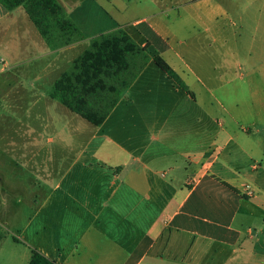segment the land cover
I'll return each instance as SVG.
<instances>
[{"label":"crops","instance_id":"0c3cea01","mask_svg":"<svg viewBox=\"0 0 264 264\" xmlns=\"http://www.w3.org/2000/svg\"><path fill=\"white\" fill-rule=\"evenodd\" d=\"M56 1L77 43L122 29L149 60L101 126L48 91L16 115L0 82V244L24 264H264V0ZM62 51L0 4V71Z\"/></svg>","mask_w":264,"mask_h":264},{"label":"trees","instance_id":"16d2710c","mask_svg":"<svg viewBox=\"0 0 264 264\" xmlns=\"http://www.w3.org/2000/svg\"><path fill=\"white\" fill-rule=\"evenodd\" d=\"M0 4L9 12L24 7L52 49L51 27L54 24L61 27L62 33L81 36L78 29L65 19L63 9L56 0H0ZM145 51L122 29L93 39L89 49L75 60L74 70L62 74L48 94L90 123L101 126L149 60ZM137 58H142V64L133 73L132 62ZM153 60L181 89L189 92L181 77L162 57L154 56ZM28 264L57 263L32 250Z\"/></svg>","mask_w":264,"mask_h":264},{"label":"rangeland","instance_id":"374dc122","mask_svg":"<svg viewBox=\"0 0 264 264\" xmlns=\"http://www.w3.org/2000/svg\"><path fill=\"white\" fill-rule=\"evenodd\" d=\"M51 28L52 45L54 49H62L61 53L31 63L26 67L21 65L16 69L0 71V82L14 86L7 89L10 91V103L15 102L16 115L24 110L30 100L48 91L62 74L71 73L74 70L75 60L83 54L85 49H89V45L77 43L80 40L79 35L70 36L62 33L58 24H54ZM72 44L74 46L71 47ZM141 60L142 58L133 60L131 72L137 71L142 64ZM2 91L3 89H0V93ZM24 252L28 251L23 245H16L11 240L0 244V264H24L25 260L21 259Z\"/></svg>","mask_w":264,"mask_h":264}]
</instances>
